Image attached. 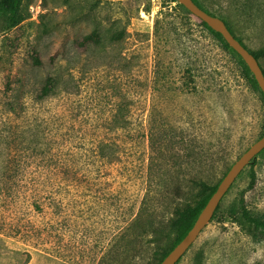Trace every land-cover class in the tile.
Listing matches in <instances>:
<instances>
[{
  "label": "rangeland",
  "instance_id": "1",
  "mask_svg": "<svg viewBox=\"0 0 264 264\" xmlns=\"http://www.w3.org/2000/svg\"><path fill=\"white\" fill-rule=\"evenodd\" d=\"M203 1L249 48L264 45V0L252 14L245 0ZM181 4L22 0L18 25L0 16V264L158 263L183 227L131 243L132 220L166 227L205 195L196 180L218 185L264 134L260 89ZM94 32L92 46L80 44ZM53 69L71 91L39 99ZM16 90L24 109L6 113ZM241 198L264 216V150L176 264H264V239L229 213Z\"/></svg>",
  "mask_w": 264,
  "mask_h": 264
},
{
  "label": "trees",
  "instance_id": "2",
  "mask_svg": "<svg viewBox=\"0 0 264 264\" xmlns=\"http://www.w3.org/2000/svg\"><path fill=\"white\" fill-rule=\"evenodd\" d=\"M176 1V0H174ZM201 7L206 9L207 11L211 12L212 14L218 15L217 10L214 11L209 7V4H206L203 0H195ZM22 0H0V16H4L8 19L11 26L18 25L22 19L23 16L20 13V6H21ZM245 6L248 10V13L252 14L255 13L257 10H259V2L258 0H245ZM183 5V4H181ZM235 5H238V1L235 2ZM184 6V5H183ZM226 23L228 24L231 31L235 34L237 38L240 39V41L245 44L249 48V46L245 43V41L237 35L235 32L232 23L229 19V16H222ZM203 24L207 26L214 35L220 39L223 43V45L231 50L238 58L242 69L245 73V76H247L252 85L258 89H260L261 94L264 98V92L261 89L255 75L243 59V57L227 42V40L224 38L222 33L214 30L211 28L205 21H203ZM98 38V34L96 32L87 34L84 36L82 42L80 44L87 46V45H93L94 40ZM97 43V42H96ZM91 45V46H92ZM88 46L85 50H89ZM254 55L260 60L261 58H264V45L257 50H253L249 48ZM36 61L39 62V58H36ZM63 81V82H62ZM10 85V83H8ZM14 89V88H13ZM71 91L68 88V85L64 83L63 77L58 74L57 71L54 69L51 71H48V73L44 76L43 82L39 89L37 90V97L39 99H47L49 97L55 96L59 94L61 91ZM10 91H6V100L3 102V108L5 112L7 113H15L19 114L24 109V104L20 101H18L17 97L18 94L21 96V92L19 90L14 91L12 94ZM116 127H127V120L122 122L121 119H116ZM155 132L154 127L152 126L150 128V135L151 140L155 142ZM165 137L167 138V134H165ZM104 153V150H101ZM255 159V158H254ZM253 159V160H254ZM252 160V161H253ZM255 174H252V180L250 183V187H252L255 183ZM195 184H197L201 188V192L205 193V195L201 198V201L197 204V206L193 207L191 205L186 204L185 206L178 207L175 209V216L171 218L168 222V225L166 227L158 225L155 226L153 221H148L147 219H143L141 215H137L132 222L130 223L129 227L127 228L130 231V234L132 238L129 240V242L133 243L137 241V236L145 234H148L149 232L155 234L154 240L156 242H161L163 238L170 235L172 231L177 229L178 227H183V230L181 234L177 236L175 239L173 245L169 248H164L163 246L158 250V263L155 264H161L164 257L184 238V236L189 232V230L194 225L196 219L198 218L200 212L205 207L207 202L209 201L210 197L213 195V193L216 191L218 185L215 186H209L207 182L203 179L196 180ZM230 215L233 216L234 220L240 223L244 228H246L247 232H249L254 238L256 239H264V216L257 215L251 212L245 204L244 198L240 199V202L237 203V205L231 207V210L229 211ZM125 232L122 233L120 236L121 239H126L128 236L127 233L124 235ZM136 234V235H135ZM139 237V236H138Z\"/></svg>",
  "mask_w": 264,
  "mask_h": 264
},
{
  "label": "water",
  "instance_id": "3",
  "mask_svg": "<svg viewBox=\"0 0 264 264\" xmlns=\"http://www.w3.org/2000/svg\"><path fill=\"white\" fill-rule=\"evenodd\" d=\"M190 12L205 21L211 28L222 33L227 42L243 57L253 74L255 75L261 89L264 92V69L260 60L254 53L243 44L239 38L231 31L226 21L219 15L212 14L201 7L195 0H178ZM264 150V134L256 140L237 160L232 164L225 176L220 181L216 191L210 197L205 207L200 212L194 225L184 238L164 257L161 264H176L193 242L206 224L212 219L220 201L227 193L242 170Z\"/></svg>",
  "mask_w": 264,
  "mask_h": 264
}]
</instances>
